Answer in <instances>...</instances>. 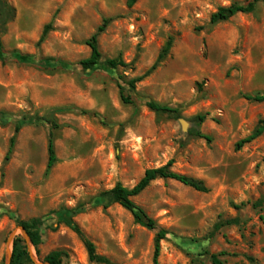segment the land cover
I'll return each mask as SVG.
<instances>
[{
  "label": "rangeland",
  "instance_id": "obj_1",
  "mask_svg": "<svg viewBox=\"0 0 264 264\" xmlns=\"http://www.w3.org/2000/svg\"><path fill=\"white\" fill-rule=\"evenodd\" d=\"M249 1L0 0V264L10 236L22 237L18 223L36 218L41 243L31 252L39 263L63 251L66 264H94L77 226L113 264H153L160 229L167 235L157 264H212V255L264 264V210L253 207L264 196V133L235 149L264 120V102L245 98L264 96V0L210 24L218 8ZM103 25L101 62L84 71L86 41ZM168 41L165 59L130 90L125 83L147 72ZM116 58L127 66H104ZM148 102L176 112L157 115ZM50 132L57 160L46 171ZM169 161L207 192L153 181L133 202L156 230L100 197ZM230 220L237 223L214 230Z\"/></svg>",
  "mask_w": 264,
  "mask_h": 264
},
{
  "label": "trees",
  "instance_id": "obj_2",
  "mask_svg": "<svg viewBox=\"0 0 264 264\" xmlns=\"http://www.w3.org/2000/svg\"><path fill=\"white\" fill-rule=\"evenodd\" d=\"M258 1L259 0H251L244 5L232 4L228 7H220L216 10L215 13H213L210 16V24L215 25L221 22H226L236 14L252 13ZM135 2L136 0H126V5L128 7H131L135 4ZM3 10H4L3 16L7 18L9 16L10 10L4 8ZM6 21H8V19H6ZM49 30H50V25L44 26L38 41L39 43H41L45 39ZM103 30H104V25L99 27L97 31L90 37V39L86 41V45L90 49V54L88 58L81 60L78 63L79 66L84 71L93 69L101 62V54L98 50L97 37L101 32H103ZM170 48H171V42L168 41L165 44L162 51L160 52V54L158 55L154 64L150 67V69L147 72H145L142 76L126 82L125 85L130 90H133L135 88L136 83L141 82L145 77H147L151 72H153L156 69L159 63H161L165 59ZM0 49H1V44H0ZM0 60H2L1 51H0ZM104 66L111 70H114L118 67H126L127 65L123 63L119 58H116V59L106 60L104 62ZM118 88L120 90V97L122 102L125 104H129V99L123 96V92H124L123 86L118 85ZM245 98L247 100H252L255 102H264V96H258V95L254 97L247 96ZM146 106L148 109H150L152 112H154L157 115L176 112L175 110H172L164 105H160L155 102H148ZM197 119L198 121L201 122L203 120V117L199 116L197 117ZM42 120H44L47 124H50L53 130L57 128L56 123L53 121V119L50 116L45 117ZM18 130L19 127H16L15 134H17ZM263 133H264V120H259L252 133L235 144V149L238 150L244 145L251 143L252 141L259 138ZM15 134L10 139L9 150L7 152L5 160H8V157L11 153V149L14 144ZM47 156L48 159H47L46 171H49L54 166L57 160L54 150L52 132H50L48 136ZM171 165H172V161H169L162 167L147 169L144 171L142 177L132 188H127L121 185L120 183H117L110 190L102 192L100 194V197L106 198L110 203L117 204L126 211H128L131 214L135 224H138L139 226L150 231L156 230L155 221L150 217H148V215L133 202V198L139 196L153 181L159 179L173 180L195 191L201 193L207 192V188L204 186V184L201 181L174 173L173 171L170 170ZM253 207L264 210V196L259 201H257L253 205ZM235 223H237L236 220L225 221L223 223L215 225L214 230H218L221 226H228ZM18 227L22 228L25 231V233L28 236L29 243H26L24 239L19 236L13 239L10 264H35V261L31 257L30 247H33L35 250H37V247L41 243V235L39 230V228L41 227V220L36 218V219H31L30 221L27 222H19ZM72 231L81 239L87 254V259L90 263L113 264L106 257L99 256L96 254L95 245L84 237L83 233L80 231V229L77 226H74L72 228ZM166 235L167 232L163 229H160L156 232L154 236L153 264H157L158 257L160 254V242L165 240ZM66 257L67 254L63 251H52L43 258L42 262L44 264H66L64 263V258ZM211 262L212 264H222V262L218 259V255H212Z\"/></svg>",
  "mask_w": 264,
  "mask_h": 264
},
{
  "label": "water",
  "instance_id": "obj_3",
  "mask_svg": "<svg viewBox=\"0 0 264 264\" xmlns=\"http://www.w3.org/2000/svg\"><path fill=\"white\" fill-rule=\"evenodd\" d=\"M184 125V124H183ZM19 229V231L21 232V234H22V238L24 239V241L26 242V243H29V239H28V236H27V234L25 233V231L22 229V228H18ZM13 235H11L10 236V238H9V242L11 243V245H12V241H13ZM30 251H31V247H30ZM31 257L33 258V260L35 261V264H44L43 262H38V261H36L35 260V258H34V256H33V254H32V252H31ZM10 258H11V252H9L8 254H7V259H6V264H10Z\"/></svg>",
  "mask_w": 264,
  "mask_h": 264
},
{
  "label": "bare ground",
  "instance_id": "obj_4",
  "mask_svg": "<svg viewBox=\"0 0 264 264\" xmlns=\"http://www.w3.org/2000/svg\"><path fill=\"white\" fill-rule=\"evenodd\" d=\"M9 251V250H8Z\"/></svg>",
  "mask_w": 264,
  "mask_h": 264
}]
</instances>
